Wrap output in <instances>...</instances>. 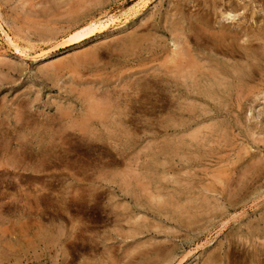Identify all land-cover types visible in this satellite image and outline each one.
<instances>
[{"label": "rangeland", "instance_id": "rangeland-1", "mask_svg": "<svg viewBox=\"0 0 264 264\" xmlns=\"http://www.w3.org/2000/svg\"><path fill=\"white\" fill-rule=\"evenodd\" d=\"M221 21L240 53L197 38ZM262 22L264 0H0V264L264 263V43L240 48Z\"/></svg>", "mask_w": 264, "mask_h": 264}, {"label": "bare ground", "instance_id": "bare-ground-1", "mask_svg": "<svg viewBox=\"0 0 264 264\" xmlns=\"http://www.w3.org/2000/svg\"><path fill=\"white\" fill-rule=\"evenodd\" d=\"M240 8V7H239ZM244 9H245V5H244V7H243ZM242 8V9H243ZM131 10V9H130ZM211 11V10H210ZM239 12H241V13H244L243 12V10L242 11H240L239 10ZM249 12V11H248ZM241 13H239V15L241 14ZM253 13V12H252ZM230 14V13H229ZM256 14V13H255ZM254 14V15H255ZM227 15V14H226ZM232 15V14H231ZM235 15V14H234ZM242 15V14H241ZM247 15V14H246ZM250 15V14H249ZM253 15V16H254ZM222 16V15H221ZM233 16V15H232ZM237 16V15H236ZM227 17L229 18V16L227 15ZM231 17V16H230ZM240 17V16H239ZM239 17H238V19H239ZM245 15H242L241 16V19L240 20H242V18H244L245 19ZM250 17V16H249ZM108 18V17H107ZM232 18V17H231ZM252 18H254V17H252ZM106 19V18H105ZM104 18H101V19H97V20H94V21H92V22H90L89 24H87V25H85V26H83V27H81L80 29H78L77 31H75L73 34H71L70 35V37L68 38V41H69V43L71 44V45H73V44H78L79 42L81 43L82 41H84V40H86L87 38H89L90 36H92V35H94L95 33H97V32H100V31H102V29H105V28H107V26L109 25V23H111L112 21H113V19H110V20H105ZM114 19H115V17H114ZM222 19V18H221ZM230 19V18H229ZM228 19V20H229ZM236 19H237V17H236ZM251 19V18H250ZM260 20H262L261 18H259ZM116 20V19H115ZM223 20V19H222ZM225 20V19H224ZM231 20H235V19H231ZM246 20H248V19H246ZM220 21V20H219ZM230 21V20H229ZM237 21V20H236ZM245 21V20H244ZM225 22H227V21H225ZM231 22V21H230ZM234 22V21H233ZM232 22V23H233ZM246 22V21H245ZM221 23H222V21H221ZM218 23L219 25H221V28L220 29H216L214 26H212L213 28L211 29L210 27V29H211V31L209 30V31H206L205 29H202V30H198L199 31V33H198V35L196 34V36H197V38L199 37L200 39H203V37L201 38L200 36H204V38H206V39H204V40H206V42L209 40V42L211 41V42H213L214 43V48L215 47H217L216 49H220V50H222V46L224 47V46H226L225 48H231L230 49V52L233 54V53H236V52H238V53H240L238 50H236V45H235V43L234 42H236L237 40H238V34L237 33H235V32H233L232 30H231V27L233 26V24L232 23ZM239 23H240V21H239ZM247 23V22H246ZM263 24H264V22H262ZM113 24V23H112ZM235 24V23H234ZM243 24V23H242ZM241 24V25H242ZM248 24V23H247ZM247 24H245V25H247ZM217 25V24H216ZM219 25L217 26V28H219ZM240 25V26H241ZM235 27V26H234ZM242 27H244V25L242 26ZM248 27V26H247ZM263 27V26H262ZM192 28V27H191ZM235 28H237V27H235ZM262 29V28H261ZM263 29H264V27H263ZM242 31H243V29H241ZM245 30H246V28H245ZM236 31V30H235ZM247 33H250V35L251 36H249L248 37V39L247 40H245V42H247L248 43V46H246V47H240V48H244L243 50H245L246 51V48H248V49H251V48H253L254 46H256L257 48H259L260 46H261V44H256V42L257 41H263L262 42V44L264 43V34L262 33V32H260V31H255L253 28H247ZM2 32L6 35V37H7V39L9 40V37H8V35H7V33H5L4 32V30L2 29ZM207 32V33H206ZM245 32V31H244ZM197 33V32H196ZM240 35V34H239ZM243 35H244V33H243ZM246 36H248L247 34H246ZM242 37V40L244 39L243 38V36H241ZM239 38H240V36H239ZM11 39V38H10ZM241 39V38H240ZM239 39V40H240ZM10 41V40H9ZM14 41V40H13ZM197 42V41H196ZM210 42V43H211ZM239 41H237V43H238ZM244 42V43H245ZM209 43V44H210ZM240 43V42H239ZM212 44V43H211ZM13 45V44H12ZM264 45V44H263ZM213 46V45H212ZM14 47H15V50L16 51H18L19 53H24L23 51H22V49H20L18 46H15L14 45ZM226 50V49H225ZM252 50V49H251ZM223 51V50H222ZM247 51H249V50H247ZM230 53V54H231ZM254 53V52H253ZM25 54V53H24ZM23 55V54H22ZM241 55V54H240ZM250 56H253V55H250V54H248L247 55V57L249 58ZM257 56V55H256ZM41 57V56H40ZM244 58V57H243ZM246 59V58H245ZM259 59V58H258ZM252 60V59H251ZM260 60H263L264 61V52L261 54V57H260ZM41 62H43V59H42V57L37 61V63H41ZM193 62H195L194 64H191V65H194V67L196 68V66H198L197 65V63H196V61L194 60ZM228 62V61H227ZM210 64V63H209ZM256 64V63H255ZM262 65H263V63H261ZM188 66H190V65H188ZM241 66V65H240ZM243 66V65H242ZM191 67V66H190ZM237 67V66H236ZM247 66H245V68H246ZM193 68V67H192ZM191 68V69H192ZM195 68H193V69H195ZM200 68H201V66H200ZM238 68V67H237ZM192 69V70H193ZM202 69H204L203 67H202ZM225 69V68H224ZM223 69V70H224ZM249 69V68H248ZM182 70V69H181ZM214 70H217L218 71V68L217 69H214ZM222 70V69H221ZM232 70H233V68H232ZM237 70V69H236ZM240 70V72L239 71H237V73H240V75H241V77L239 76V75H236L239 79H240V81L242 80H244V76L246 75V76H248V74H244L243 73V71H241V69H239ZM193 71H195V70H193ZM192 71V72H193ZM201 71V70H200ZM192 72H190V74L192 73ZM212 70H211V74H212ZM219 72V71H218ZM231 72V71H230ZM241 72H242V74H241ZM188 73V72H187ZM236 73V72H235ZM153 74V73H152ZM186 74V73H185ZM199 74H201L200 72H199ZM226 74H227V72H226ZM150 75V74H149ZM223 75H225V74H223ZM232 75H234V74H232ZM231 75V76H232ZM250 75V74H249ZM148 76V75H147ZM160 76V75H159ZM189 76V75H188ZM218 76V75H217ZM186 77V76H185ZM190 77H193V76H191L190 75ZM210 77V76H209ZM151 78V77H150ZM183 78V77H182ZM187 78V77H186ZM217 78V77H216ZM246 78V77H245ZM193 79V78H192ZM219 79V78H218ZM239 79H237V80H239ZM253 77H252V75H251V77L250 78H248V81L249 82H253ZM195 80V79H194ZM193 80V81H194ZM197 80V79H196ZM217 80V79H216ZM153 81V80H152ZM255 81H256V79H255ZM254 81V82H255ZM151 82V81H150ZM195 82V81H194ZM208 82V81H207ZM217 83H218V81H216ZM219 82H221V81H219ZM157 83V82H156ZM196 83H197V81H196ZM222 83V82H221ZM248 84V83H247ZM246 85V84H245ZM241 86V85H240ZM247 86V85H246ZM264 86V85H263ZM227 87V86H226ZM229 87V86H228ZM232 87V86H231ZM237 87V86H236ZM252 87H254V86H252ZM197 88V87H196ZM205 88V87H204ZM215 88V87H214ZM221 88V87H220ZM247 87H245V89H246ZM217 88H215V90H216ZM236 89V88H235ZM239 89V88H238ZM237 89V90H238ZM208 90V89H207ZM219 90H221V89H219ZM219 90H217L218 92H219ZM239 90H244V88H242V89H239ZM255 90V89H254ZM212 91V90H211ZM223 91V90H222ZM236 91V90H235ZM242 92H244V91H242ZM261 92V91H260ZM240 94L242 95V93L240 92ZM262 94V93H261ZM188 95V94H187ZM208 95V94H207ZM236 95V94H235ZM237 96V95H236ZM244 96V95H243ZM264 96V95H263ZM211 97V96H210ZM258 99V98H257ZM95 105V104H94ZM94 105H93V108H94ZM246 105V104H245ZM96 106V105H95ZM239 107V106H238ZM243 107V106H242ZM97 108H99L98 106H97ZM224 108V107H223ZM94 109H96V107L94 108ZM98 110V109H97ZM90 111V110H89ZM92 112H93V109L91 110ZM90 111V112H91ZM94 111H96V110H94ZM98 111H100V110H98ZM91 112V113H92ZM101 112V111H100ZM90 113V114H91ZM94 114H96L97 112H93ZM102 113V112H101ZM96 115H100V113L98 114H96ZM199 119V118H198ZM209 120V119H208ZM189 123V122H188ZM198 123V122H197ZM201 124V123H200ZM202 125V124H201ZM213 126V125H212ZM178 127V126H177ZM200 128V127H199ZM205 130V129H204ZM207 130V129H206ZM192 131V130H191ZM190 133V132H189ZM197 133V132H196ZM223 136V135H222ZM202 140H203V138H202ZM223 140V139H222ZM205 141V140H204ZM44 142V141H43ZM54 144V143H53ZM182 144V143H181ZM180 144V145H181ZM184 144V143H183ZM175 145V144H174ZM49 146V145H48ZM178 146V145H177ZM176 148V147H175ZM178 148V147H177ZM50 149V148H49ZM207 149V148H206ZM27 150V149H26ZM173 150V149H172ZM178 150V149H177ZM49 152V151H48ZM182 152V151H181ZM178 153V152H177ZM167 154V153H166ZM51 155V154H50ZM48 156V155H47ZM38 158V157H37ZM256 159V158H255ZM49 160V159H48ZM52 160V159H51ZM257 161V160H256ZM188 164V163H187ZM190 164V163H189ZM244 167V166H243ZM259 167H260V165H259ZM255 168V167H254ZM258 168V167H257ZM246 171V170H245ZM251 171V170H250ZM38 172V171H37ZM22 179V178H21ZM230 182V181H229ZM212 185V184H211ZM216 186V185H215ZM234 188V187H233ZM208 189H210V188H208ZM226 189V188H225ZM207 190V189H206ZM205 191V190H204ZM203 191V192H204ZM240 192V191H239ZM200 194V193H199ZM170 198V197H169ZM181 198V197H180ZM196 198V197H195ZM193 199V198H192ZM173 201V200H172ZM177 201V200H176ZM175 201V202H176ZM198 201V200H197ZM184 204V203H183ZM181 205V204H180ZM190 207V206H189ZM167 208V207H166ZM177 208H179V207H177ZM192 208V207H191ZM204 208V207H203ZM187 209V208H186ZM190 209V208H189ZM182 211H183V208H182ZM187 211V210H186ZM173 213H175V212H173ZM187 213H188V211H187ZM195 213V212H194ZM198 213V212H197ZM188 215V214H187ZM195 215V214H194ZM177 216V215H176ZM188 217V216H187ZM194 217V216H193ZM185 218V217H184ZM195 221V220H194ZM182 222V221H181ZM186 222V221H185ZM254 239V238H253ZM230 244V243H229ZM254 244V243H253ZM252 245V244H251ZM256 245H257V243H256ZM260 245V244H259ZM258 245V246H259ZM235 246V245H234ZM260 246H262V244L260 245ZM259 246V247H260ZM258 247V248H259ZM235 248V247H234ZM258 248H257V253H258ZM239 249V248H238ZM252 249H254L253 247H252ZM234 251V250H233ZM239 251V250H238ZM254 252V251H253ZM261 252V251H260ZM264 252V251H263ZM226 253V252H225ZM232 254H238V255H241V256H244L243 255V253L242 252H239V253H236L235 251L232 253ZM264 253H262V255H263ZM230 255V254H229ZM227 256V255H226ZM261 256V255H260ZM260 256H259V254H258V259L257 260H259L258 262V264H260L262 261H263V259H261L260 258ZM225 257V256H224ZM255 257H257V256H255ZM263 257V256H262ZM212 256H211V260H212ZM209 260H210V258H209ZM235 260V259H234ZM256 261V260H255ZM212 262H213V260H212ZM232 262V261H231ZM261 264H264V263H261Z\"/></svg>", "mask_w": 264, "mask_h": 264}]
</instances>
